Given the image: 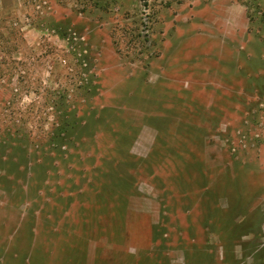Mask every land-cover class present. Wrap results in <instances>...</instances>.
<instances>
[{
	"label": "rangeland",
	"instance_id": "rangeland-1",
	"mask_svg": "<svg viewBox=\"0 0 264 264\" xmlns=\"http://www.w3.org/2000/svg\"><path fill=\"white\" fill-rule=\"evenodd\" d=\"M0 264H264V0H0Z\"/></svg>",
	"mask_w": 264,
	"mask_h": 264
},
{
	"label": "trees",
	"instance_id": "trees-1",
	"mask_svg": "<svg viewBox=\"0 0 264 264\" xmlns=\"http://www.w3.org/2000/svg\"><path fill=\"white\" fill-rule=\"evenodd\" d=\"M178 158H180V156L178 155Z\"/></svg>",
	"mask_w": 264,
	"mask_h": 264
}]
</instances>
